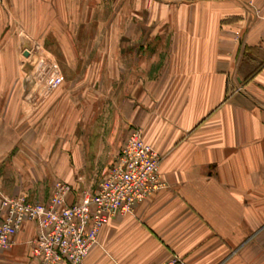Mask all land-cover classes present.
Listing matches in <instances>:
<instances>
[{"label": "crops", "instance_id": "obj_1", "mask_svg": "<svg viewBox=\"0 0 264 264\" xmlns=\"http://www.w3.org/2000/svg\"><path fill=\"white\" fill-rule=\"evenodd\" d=\"M78 3L0 0V201L44 202L56 179L74 201L134 125L160 155L164 184L110 218L82 264H264V0H127L139 17L123 21L144 34L107 38L88 79L24 115L3 98L16 84L15 36L64 39ZM34 235L24 223L0 264H37Z\"/></svg>", "mask_w": 264, "mask_h": 264}, {"label": "built area", "instance_id": "obj_2", "mask_svg": "<svg viewBox=\"0 0 264 264\" xmlns=\"http://www.w3.org/2000/svg\"><path fill=\"white\" fill-rule=\"evenodd\" d=\"M160 155L139 127L130 125L104 177L94 190L82 189L67 202L72 185L56 179L46 201L26 195L1 196L0 250L11 247L26 222L35 227L30 255L37 264H82L107 221L131 213L135 204L163 186ZM176 256L160 264H177Z\"/></svg>", "mask_w": 264, "mask_h": 264}, {"label": "rangeland", "instance_id": "obj_3", "mask_svg": "<svg viewBox=\"0 0 264 264\" xmlns=\"http://www.w3.org/2000/svg\"><path fill=\"white\" fill-rule=\"evenodd\" d=\"M92 1L77 0L80 4L79 8L66 11L69 25L65 27L66 35L62 40V36L57 34H51L45 38L41 36L29 37L19 28L18 37L15 36L18 41L15 40L16 44H14L18 57L11 59L14 62L16 60L17 64V74L15 77L11 75L16 84L10 90L4 91L3 98L16 97L19 109L24 115L27 114L25 112L27 109L30 111L40 110L45 99L57 93L63 83L66 85L88 79V67L91 65V61L95 62L96 59L91 57V53L105 49L107 38L112 44L111 37L114 35L122 40L126 39L127 35L136 36L141 33V30V34L146 31L147 27H140L134 22L139 17L138 11L128 9L127 5L124 6L127 4V0H101L104 6L98 9L90 8ZM134 2L136 0H130L131 7ZM129 18L135 20L133 24L126 25L124 19ZM149 28V30L153 29ZM9 60L7 59V61ZM67 92L69 93L71 90H67ZM79 92L81 91L73 92L75 93L74 97L77 98ZM54 140L56 143L62 139L55 138ZM69 142L73 143V139ZM106 158L107 156L99 158L98 169L86 171L87 180L82 186L83 189L94 190L98 186L112 163L113 157L110 161L104 162Z\"/></svg>", "mask_w": 264, "mask_h": 264}]
</instances>
